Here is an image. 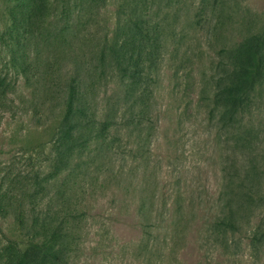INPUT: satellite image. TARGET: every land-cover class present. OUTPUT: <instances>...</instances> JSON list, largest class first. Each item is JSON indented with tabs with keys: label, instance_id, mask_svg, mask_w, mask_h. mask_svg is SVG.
<instances>
[{
	"label": "trees",
	"instance_id": "16d2710c",
	"mask_svg": "<svg viewBox=\"0 0 264 264\" xmlns=\"http://www.w3.org/2000/svg\"><path fill=\"white\" fill-rule=\"evenodd\" d=\"M83 2L93 9L108 0H66L50 21L47 0H14L9 9L4 64L22 76L30 93L39 92L37 105L27 99L25 109L39 115L44 138L37 147L44 154L34 177L49 193L25 200L22 194L0 191V218L9 222L8 233L0 227V264H75L81 234L93 217L78 206L76 186L100 176L109 177L113 190L136 206L137 260L175 264L190 243L226 254L245 238L253 249L262 246L264 118L259 128L252 121L260 111L264 117V26L248 29L224 48L204 79L199 101L206 131L213 134L220 179V186L209 191L199 177L181 179L175 168L169 180L147 179L149 167L158 165L144 140L151 143L146 129L156 130L160 123L154 99L160 47L141 49L156 37L128 0H119L116 10L128 20L118 19L100 35L92 33L97 43L85 68L71 54V18L82 13ZM185 2L189 13L194 0ZM51 42L61 43L62 52L42 55L41 47ZM100 80L111 82L113 90H105L98 107L94 97ZM137 182H143L139 192Z\"/></svg>",
	"mask_w": 264,
	"mask_h": 264
},
{
	"label": "rangeland",
	"instance_id": "374dc122",
	"mask_svg": "<svg viewBox=\"0 0 264 264\" xmlns=\"http://www.w3.org/2000/svg\"><path fill=\"white\" fill-rule=\"evenodd\" d=\"M143 1L128 0L127 3L130 9L143 16L144 28L156 37V42L152 39L140 47L143 51L160 47L161 52L154 93L160 109V123L156 130L146 129L152 136L151 143L144 140L145 147L151 146L152 162L158 165L157 168L155 165L149 167L147 179L169 180L175 168L181 179L199 177L204 190H216L220 179L215 142L213 134L206 131L199 96L204 79L210 75V69L222 56L223 49L232 41L241 39L248 29L264 26V0H194L189 13L185 0L180 3L173 0ZM65 2L47 0L49 21L53 20L54 14L60 13ZM118 3L119 0H108L105 5L90 9L83 2L82 13L72 16L71 54L85 68L90 66V55L97 43L92 33L99 31L97 35H100L110 30L118 19L128 20V15L116 10ZM13 4L14 0H0V191L22 194L26 200L31 194L40 197L41 191L49 190H41L39 177L36 180L34 177L39 173L44 154L37 147L44 138L39 115L32 116L25 109L27 99L37 105L39 92L30 93L22 76L4 64L9 57L6 41L11 24L9 9ZM156 9H159L158 14ZM197 12L201 15L197 16ZM19 33L28 34L22 30ZM62 49L61 43L51 42L40 50L42 55L55 56ZM144 63L150 65L154 62L144 60ZM110 85L111 82L105 85L104 80H100L98 96L94 97L98 107L104 100L105 90L107 94L113 90ZM15 106L16 112L12 113ZM260 112L252 121L254 128H259L264 118ZM199 168L201 173H198ZM141 175L142 171L139 178ZM81 182L82 187L76 186L81 199H75L80 203L78 206L87 207L93 217L88 218L81 234L75 264H148L147 260L140 261L135 256L140 231L135 221L134 202L122 192H115L109 177L84 178ZM142 183L135 184L138 192ZM32 184L37 185L32 187ZM1 226L8 233L9 222L0 218ZM175 264H264V244L253 249L245 238L232 245L231 253L226 254L219 248L212 252L205 246L199 249L190 243Z\"/></svg>",
	"mask_w": 264,
	"mask_h": 264
}]
</instances>
